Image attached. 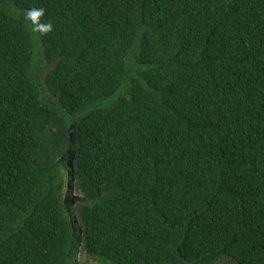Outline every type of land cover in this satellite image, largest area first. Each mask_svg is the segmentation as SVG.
Segmentation results:
<instances>
[{
	"label": "trees",
	"instance_id": "1",
	"mask_svg": "<svg viewBox=\"0 0 264 264\" xmlns=\"http://www.w3.org/2000/svg\"><path fill=\"white\" fill-rule=\"evenodd\" d=\"M81 254L264 264V0H0V264Z\"/></svg>",
	"mask_w": 264,
	"mask_h": 264
},
{
	"label": "rangeland",
	"instance_id": "2",
	"mask_svg": "<svg viewBox=\"0 0 264 264\" xmlns=\"http://www.w3.org/2000/svg\"><path fill=\"white\" fill-rule=\"evenodd\" d=\"M73 159V158H72ZM72 159L70 158V159H68V164H70V163H72ZM67 179H68V174H67ZM75 185H73V184H70V182L68 183L67 182V184H66V190H65V192H67L69 189H73V187H74ZM72 195H73V192H72ZM76 194L74 193V196H75ZM75 199H76V197H74ZM82 253V252H81ZM80 264H82V262H85V255L84 254H81L80 255ZM229 264V263H228Z\"/></svg>",
	"mask_w": 264,
	"mask_h": 264
},
{
	"label": "water",
	"instance_id": "3",
	"mask_svg": "<svg viewBox=\"0 0 264 264\" xmlns=\"http://www.w3.org/2000/svg\"><path fill=\"white\" fill-rule=\"evenodd\" d=\"M69 167L71 168V171L68 172V176H70L71 174H73L75 172L74 165L72 163L69 164ZM73 182H74V185H75V179L73 180ZM74 193L76 194L75 196H74ZM74 197H76V199L78 198V194L76 192V187L75 186L73 187V198ZM73 203H75V198L73 200ZM76 220L78 222V219L77 218H76Z\"/></svg>",
	"mask_w": 264,
	"mask_h": 264
},
{
	"label": "clouds",
	"instance_id": "4",
	"mask_svg": "<svg viewBox=\"0 0 264 264\" xmlns=\"http://www.w3.org/2000/svg\"><path fill=\"white\" fill-rule=\"evenodd\" d=\"M41 13L40 11H32L29 13V16L33 19H35L37 16H39Z\"/></svg>",
	"mask_w": 264,
	"mask_h": 264
}]
</instances>
